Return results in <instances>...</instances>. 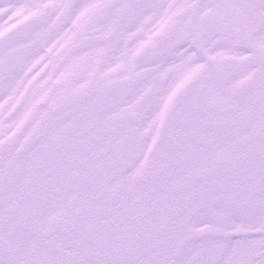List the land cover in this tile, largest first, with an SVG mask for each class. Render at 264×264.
<instances>
[{
    "label": "snow or ice",
    "instance_id": "6c2138e0",
    "mask_svg": "<svg viewBox=\"0 0 264 264\" xmlns=\"http://www.w3.org/2000/svg\"><path fill=\"white\" fill-rule=\"evenodd\" d=\"M0 264H264V0H0Z\"/></svg>",
    "mask_w": 264,
    "mask_h": 264
}]
</instances>
